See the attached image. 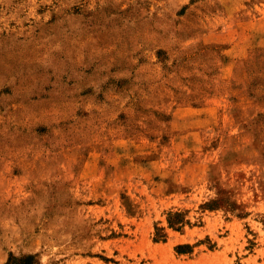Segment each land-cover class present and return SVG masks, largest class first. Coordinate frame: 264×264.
<instances>
[{
  "label": "rangeland",
  "instance_id": "1",
  "mask_svg": "<svg viewBox=\"0 0 264 264\" xmlns=\"http://www.w3.org/2000/svg\"><path fill=\"white\" fill-rule=\"evenodd\" d=\"M27 255L264 264V0H0V264Z\"/></svg>",
  "mask_w": 264,
  "mask_h": 264
},
{
  "label": "trees",
  "instance_id": "2",
  "mask_svg": "<svg viewBox=\"0 0 264 264\" xmlns=\"http://www.w3.org/2000/svg\"><path fill=\"white\" fill-rule=\"evenodd\" d=\"M169 227L179 229L184 223V219L181 217V214L174 213L170 214L168 218ZM35 257L33 255H27L20 258L12 257L10 258L11 264H39L35 262Z\"/></svg>",
  "mask_w": 264,
  "mask_h": 264
}]
</instances>
